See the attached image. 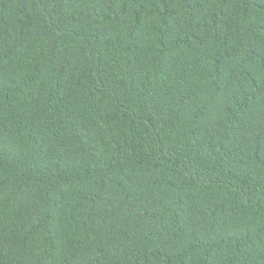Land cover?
I'll return each mask as SVG.
<instances>
[{
	"label": "trees",
	"instance_id": "1",
	"mask_svg": "<svg viewBox=\"0 0 264 264\" xmlns=\"http://www.w3.org/2000/svg\"><path fill=\"white\" fill-rule=\"evenodd\" d=\"M0 264H264V0H0Z\"/></svg>",
	"mask_w": 264,
	"mask_h": 264
}]
</instances>
